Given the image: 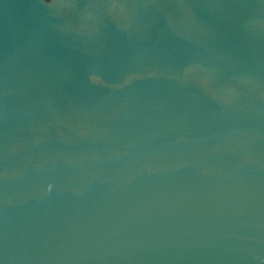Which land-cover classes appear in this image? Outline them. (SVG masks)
Masks as SVG:
<instances>
[{"label": "water", "instance_id": "obj_1", "mask_svg": "<svg viewBox=\"0 0 264 264\" xmlns=\"http://www.w3.org/2000/svg\"><path fill=\"white\" fill-rule=\"evenodd\" d=\"M0 264H264V0H0Z\"/></svg>", "mask_w": 264, "mask_h": 264}, {"label": "clouds", "instance_id": "obj_2", "mask_svg": "<svg viewBox=\"0 0 264 264\" xmlns=\"http://www.w3.org/2000/svg\"><path fill=\"white\" fill-rule=\"evenodd\" d=\"M49 2H51V0H49Z\"/></svg>", "mask_w": 264, "mask_h": 264}]
</instances>
